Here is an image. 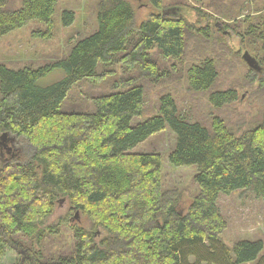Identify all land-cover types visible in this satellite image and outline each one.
Instances as JSON below:
<instances>
[{
	"label": "trees",
	"instance_id": "1",
	"mask_svg": "<svg viewBox=\"0 0 264 264\" xmlns=\"http://www.w3.org/2000/svg\"><path fill=\"white\" fill-rule=\"evenodd\" d=\"M167 1L149 0L154 12L138 25L127 0H100L95 31L75 40L65 56L37 68L0 63V136L20 137L33 148L26 163H17L3 159L0 144V259L6 249L19 255L16 264H188L190 257H198L196 264H247L259 258L261 241H241L231 251L221 244L227 223L217 200L248 191L264 204V106L261 122L239 134L219 116L209 125L188 119L169 93L159 97L154 114L144 113L145 80L158 83L165 63L175 69L187 60L190 38L227 31L239 12L230 15L222 0L203 8L204 0H193L195 6ZM57 3L0 0V39L36 23L43 28L33 37L49 40ZM171 8L174 15H163ZM182 8L192 10L197 22L189 23ZM256 12L236 24V33L239 46L264 68V7ZM217 15L226 22L213 23ZM74 21V12L61 13V26ZM193 58L185 67L187 86L208 92L219 76L216 61L206 53ZM117 67L124 76L112 80ZM55 70L64 72L61 80L37 84ZM104 81L110 88L104 94L81 89L79 98L91 95L88 108L66 104L75 86ZM208 100L220 108L236 93L213 90ZM166 129L175 137L169 164L196 168L197 192L184 212L177 194L162 187L161 156L135 151ZM62 200L69 214L88 220V228L67 218L44 226ZM67 223L72 250L47 256L45 239Z\"/></svg>",
	"mask_w": 264,
	"mask_h": 264
},
{
	"label": "rangeland",
	"instance_id": "2",
	"mask_svg": "<svg viewBox=\"0 0 264 264\" xmlns=\"http://www.w3.org/2000/svg\"><path fill=\"white\" fill-rule=\"evenodd\" d=\"M134 11L136 24H141L154 12L149 0H127ZM190 6H195L193 0H183ZM212 0H204L200 6ZM216 0H214L215 2ZM223 8L230 10V15L235 16L232 21H228L227 31H212L208 39L195 36L190 38L187 44V60L182 64H177L175 69H170L171 61L165 63L166 75L158 80V83L147 81L145 83L144 113L152 115L155 113L159 97L164 93H169L175 100L177 108L181 114L190 120L198 121L204 125H209L213 116L224 118L229 127L237 134L259 124L262 119L264 106V88L259 87V80L264 78V68L249 50H244L239 46L237 35L238 26L246 16L257 14L262 10L264 0H222ZM100 0H58L55 11V30L49 40L33 37V33L43 27L36 23H29L21 29L15 30L0 39V63H5L10 67H40L49 64L65 56L73 42L79 38L90 35L96 28V9ZM19 0H11L13 6H17ZM167 4H174L167 1ZM72 11L75 21L70 27L61 26V13ZM211 9L207 10L208 12ZM170 15L173 9H167ZM189 23H196L195 13L190 9L179 10ZM213 23L220 25L226 21L219 15L212 17ZM205 23V22H204ZM241 26V25H240ZM239 51V52H238ZM248 52L256 59L259 67L258 71L250 69L242 60L243 52ZM214 58L218 68L219 76L208 92H193L189 90L185 77V67L195 55L205 54ZM164 63V62H163ZM124 74L116 68V76L112 80L123 78ZM64 77V72L55 70L45 78L38 81V85L48 87ZM90 83V82H89ZM91 85V86H90ZM81 83L75 86L69 94L67 105L83 104L89 107L86 95L79 98L81 89L90 91L93 95L104 94L109 91L108 81L98 85L92 83ZM234 89L236 100L214 108L209 103V92L213 90ZM77 108V107H75ZM143 117L136 121H142ZM14 137V138H13ZM175 144L174 135L168 130H164L145 143L139 145L136 152L158 153L162 159V187L166 191H174L178 196V210L184 212L192 202V198L197 192L194 181L196 168H175L168 162V155ZM2 157L17 163H26L33 154V148L25 139L9 135L2 145ZM220 214L225 219L227 226L225 231L219 236L221 244L232 249L233 245L241 241H261L264 246V204L254 194L248 191L234 192L229 195L221 194L217 200ZM67 200L57 202L54 213L46 220L44 226L55 225L60 218H67L70 224H77L85 228L89 227L87 219L79 214L68 211ZM70 224L58 227L56 235L48 236L43 243V248L47 256L51 258L57 254L67 255L73 248L74 241ZM202 256V254H199ZM198 257H190L188 264H196ZM264 259V247L258 259L247 264H260ZM19 255L11 249H6L4 256L0 259V264H16ZM232 263V258L230 256ZM260 260V261H259ZM211 264H216L210 262ZM206 264V263H203Z\"/></svg>",
	"mask_w": 264,
	"mask_h": 264
},
{
	"label": "water",
	"instance_id": "3",
	"mask_svg": "<svg viewBox=\"0 0 264 264\" xmlns=\"http://www.w3.org/2000/svg\"><path fill=\"white\" fill-rule=\"evenodd\" d=\"M169 12L170 11H166V12H164L163 13V15H165V14H169ZM172 13L174 12V11H171ZM239 52V51H238ZM241 58H242V60L245 62V64L250 68V69H252V70H254V71H258L259 70V67H258V65H257V62H256V60L252 57V56H250L249 54H248V52H243L242 53V55H241ZM7 133H4V134H2L1 136H0V144L1 145H3V142L6 140V137H7Z\"/></svg>",
	"mask_w": 264,
	"mask_h": 264
},
{
	"label": "bare ground",
	"instance_id": "4",
	"mask_svg": "<svg viewBox=\"0 0 264 264\" xmlns=\"http://www.w3.org/2000/svg\"><path fill=\"white\" fill-rule=\"evenodd\" d=\"M14 138V137H13Z\"/></svg>",
	"mask_w": 264,
	"mask_h": 264
}]
</instances>
